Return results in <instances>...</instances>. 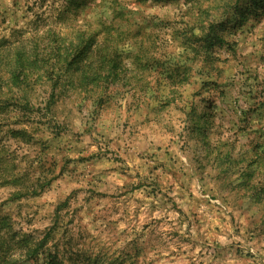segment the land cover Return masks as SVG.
<instances>
[{
  "label": "clouds",
  "instance_id": "1",
  "mask_svg": "<svg viewBox=\"0 0 264 264\" xmlns=\"http://www.w3.org/2000/svg\"><path fill=\"white\" fill-rule=\"evenodd\" d=\"M229 3L0 0V264L45 230L88 264H264V19Z\"/></svg>",
  "mask_w": 264,
  "mask_h": 264
},
{
  "label": "trees",
  "instance_id": "2",
  "mask_svg": "<svg viewBox=\"0 0 264 264\" xmlns=\"http://www.w3.org/2000/svg\"><path fill=\"white\" fill-rule=\"evenodd\" d=\"M85 3V0H70V7L77 8ZM262 4H264V0H230L228 13L233 19L237 17L243 18L244 15L242 12H248L247 15H249L253 10L254 13H257L259 8L264 7ZM244 6L245 8H243ZM208 43L209 45L211 44V39H209ZM177 74H179V70H177ZM0 226L8 227L7 223L4 222L0 223ZM49 236L50 235L47 234L46 237L40 241L38 246L32 250L30 259L33 264H61L57 255L47 249L50 238ZM2 246L3 245L0 244V247ZM41 257L43 258L42 263H40Z\"/></svg>",
  "mask_w": 264,
  "mask_h": 264
},
{
  "label": "rangeland",
  "instance_id": "3",
  "mask_svg": "<svg viewBox=\"0 0 264 264\" xmlns=\"http://www.w3.org/2000/svg\"><path fill=\"white\" fill-rule=\"evenodd\" d=\"M85 1L86 3L88 2V0H85ZM243 8H245V6ZM242 13L244 15L243 18H239V17L238 18L245 22L248 20H255L259 22V20L264 19V7L259 8L257 13H254L253 10L251 11L249 15H247L248 12H245V11ZM8 220H9V217L6 215L3 217H0V223H3V222L7 223ZM47 234L50 235L49 241L55 240L54 230H45V232L43 233V238H45ZM47 249H49L52 253H55L57 255L61 264H88L87 255L77 249L76 242L71 237H69L66 240L62 237L60 241L53 243L51 245V248L47 247ZM40 259H41L40 263H42L43 258L41 257Z\"/></svg>",
  "mask_w": 264,
  "mask_h": 264
}]
</instances>
